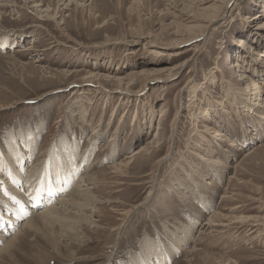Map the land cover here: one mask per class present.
Returning <instances> with one entry per match:
<instances>
[{
  "label": "rangeland",
  "instance_id": "374dc122",
  "mask_svg": "<svg viewBox=\"0 0 264 264\" xmlns=\"http://www.w3.org/2000/svg\"><path fill=\"white\" fill-rule=\"evenodd\" d=\"M257 68L264 72V0H0V159L22 133L38 162L52 146L61 162L70 153L80 169L72 187L86 173L95 179L84 264L106 263L110 250L111 264H133L146 242L171 251L169 231L184 230L187 250L166 264H264V109L242 113L227 95L251 79L264 88ZM92 74L100 79L82 83ZM119 78L130 94L118 91ZM72 104L88 110L90 125L70 119ZM99 124L108 135L91 149ZM144 146L149 153L113 168ZM203 159L215 161L214 173ZM18 173L27 202L28 192L62 188L54 178L34 188ZM52 227L57 235L73 226ZM60 257L49 264H83Z\"/></svg>",
  "mask_w": 264,
  "mask_h": 264
},
{
  "label": "bare ground",
  "instance_id": "6f19581e",
  "mask_svg": "<svg viewBox=\"0 0 264 264\" xmlns=\"http://www.w3.org/2000/svg\"><path fill=\"white\" fill-rule=\"evenodd\" d=\"M216 19L217 15H212L208 20L206 29L210 25H213ZM199 35L201 36V34ZM254 48V46L250 47L251 52L248 53L249 55L258 54L257 52H255ZM234 67L238 68L240 67V65L237 63ZM164 69L165 71H170L169 68ZM257 73L264 74V72L260 68H257ZM146 75H152V73L146 72ZM99 76V74H92L87 77V79H85L82 83L87 84L88 81L95 82L96 80L100 79ZM106 77L108 76L106 75ZM240 77V80L243 81L248 78V76L244 73H242ZM123 78L115 79L119 82L118 91L130 94V92H128L130 91L129 87L123 86V82L126 80ZM208 78V82L213 81L211 76ZM260 83H257L256 81L251 79V85L246 84L247 86L245 90L242 88H236V85L230 86L228 87L227 92V95L229 97L228 99L232 100V105L235 107L237 105V102L240 103V107H238V109L242 113H251L254 112L255 109H264V100L262 99L264 88L262 87V83ZM128 85H130V83H128ZM80 90H82V87ZM103 90H101L100 88L97 92L101 91L100 93H102ZM194 92V97H198L199 95H196V89ZM78 98L81 99L82 97H77V99ZM77 109H79V111H77ZM1 110H3V108H1L0 111ZM69 112L71 114L70 119L76 116L78 118L74 120L76 122H81V124L76 123L79 124L77 125V127L81 128L91 124V121L89 120L88 110H84L82 107L79 108V106H75L72 104L69 107ZM195 118H197L198 120V116H196ZM137 120V117L134 118L132 124H134V122ZM100 126L101 124L93 128L95 139L91 141V149H94L104 140H106V136L108 135V130L100 129ZM14 136L15 137L13 138V140L16 141V144L11 142V145L9 144L7 148L8 150L5 153V157L3 159H0V167L2 166L3 170H6L9 174V176L6 177V175H3L0 172V176H2L4 180L3 182H0V223L2 221H8L7 228L9 230V235H6L5 231L0 229V264H49L50 261L58 258L59 255L61 256L60 258L63 257L67 261L66 263L81 261V263L84 264L86 262V258L78 257L79 250L81 246H83V242L85 239V237L83 236L82 225L86 224L90 227L97 225L95 224L96 221L93 220V215L96 212L97 204L99 202L96 200L91 191L93 189L92 186L94 187L95 185H97V182L91 175L87 176L86 173L82 178V180L85 178L84 182H82V180L80 179V181H78L76 184L74 183L76 186L72 187L73 184L71 185V183H73L74 181L73 173L75 170L80 169L72 165L73 157L70 155V153H67L64 162H61L57 159L55 149L52 146L47 151L46 156L48 158L45 160V162L41 163L40 161L38 162V155H35V142L33 144H30L27 148L28 144L26 143L25 138L24 140H21L22 133L19 134V137H17L16 135ZM217 136H219V139H217V141L220 142L222 141L220 137H224V134L218 131ZM1 140L3 142V139L0 137V142ZM236 145V143H233V146ZM149 150L150 146H144L138 149L136 152H133V154H131L130 156L126 157L127 161L121 162L120 164L115 165L113 168H115V170L120 167L126 168L130 164V158L132 160L133 157H140V155L144 153H149ZM238 150H241V148H239ZM25 151L26 153H28L27 155H25ZM32 151H34L33 155ZM13 160H17V162H13ZM203 161L206 162L205 164L209 168L208 173H214V171H216V164L214 163L215 161L208 162L205 159H203ZM20 170L22 173H24V170H26V172L24 173L26 175L24 179L29 180L34 188L39 189L41 188V186H46L49 183L50 179L53 178L54 185L60 184L62 185V188L60 191L47 189L43 193L38 192L37 194L28 192V195L34 196V200L33 202H27L26 194L24 193L23 195L20 191V187L22 186L21 176L18 173ZM61 176H65V180L59 183V179ZM77 176L78 174H76V177ZM7 180L11 181V183L15 185L12 189H9L7 187V185H9ZM191 183L194 185L192 187H195L196 189V181L193 178L191 179ZM58 193H65V197L59 198L57 195ZM12 195H14V199L10 200L9 197H11ZM92 209H95L93 211V214H89L90 212L92 213V211H90ZM39 210L41 211L40 214L38 213ZM56 223L58 225L61 224L62 227L66 226L67 224H70L73 227L71 228V230H69L68 228H62L60 233L54 235L52 233V226H55ZM204 225L207 226L206 224ZM179 233H183V235L179 236L178 234H173L169 231V234L173 235L171 237V243L173 246V248L170 247L172 248L171 251H169V248L163 246L162 243L154 245V243L150 241L146 242V245L143 247L142 258L138 261H135L133 264H166L165 262H167V258L172 259V257L176 253L186 251L187 246L190 244V241L192 239V233L191 231L188 232L185 230ZM167 242L170 243V240H167ZM193 249L190 250V252H194L195 249ZM114 252V250H110L107 253V262H104V264H111L114 257Z\"/></svg>",
  "mask_w": 264,
  "mask_h": 264
}]
</instances>
